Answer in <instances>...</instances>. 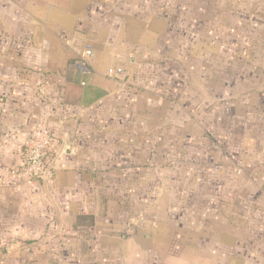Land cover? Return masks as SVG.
Here are the masks:
<instances>
[{"label": "rangeland", "instance_id": "rangeland-1", "mask_svg": "<svg viewBox=\"0 0 264 264\" xmlns=\"http://www.w3.org/2000/svg\"><path fill=\"white\" fill-rule=\"evenodd\" d=\"M100 10L110 34H122L142 49L156 40L160 47L162 39L168 45L156 71L133 67L129 84L142 91L131 99L130 110L102 113L109 122L128 115L132 126L96 124L87 130L96 138L89 145L95 153L90 158L101 171L96 182L102 197L113 202L108 214L118 216L121 207L128 211L125 216H136L131 220L135 228L122 226L113 237L105 234L112 249L89 261L264 264V60L259 58L264 52V0H103ZM153 16L168 19L169 36L156 38L162 25L156 19L149 29L141 28ZM2 19L0 26L9 29L0 27V57H11L20 39ZM17 66L1 62L0 70ZM122 70L111 77H124ZM176 71L184 72L183 78ZM161 96L178 101L164 103ZM248 119L256 121L253 131ZM141 120L143 127L138 126ZM123 131L137 134V140L135 135L114 140ZM140 134L149 142L140 143ZM169 142L172 149L162 147ZM163 153L175 159L174 169L172 163L160 168ZM245 154L251 160L240 161ZM140 218L146 220L143 228H137ZM59 238L0 239V264H28L29 255L22 251L30 243L36 246L32 264H81L87 256Z\"/></svg>", "mask_w": 264, "mask_h": 264}, {"label": "crops", "instance_id": "crops-1", "mask_svg": "<svg viewBox=\"0 0 264 264\" xmlns=\"http://www.w3.org/2000/svg\"><path fill=\"white\" fill-rule=\"evenodd\" d=\"M101 5L103 0H0V19L20 39L16 54L0 57V63L18 65L14 71L0 70V239L60 237L78 255L87 256L81 264H94L89 256L112 249L104 242L105 234L113 237L122 226L135 228L131 220L136 219L125 216L128 211L121 207L118 216L108 214L113 202L102 197V187L96 182L101 171L90 158L95 153L89 148L96 138L87 130L96 124L103 128L132 126V118L126 120L128 115L113 116L111 122L103 115L113 109L130 110L131 99L142 91L129 84L133 67L152 66L161 55L157 41L142 49L122 34H110L106 23H101ZM154 19L162 24L155 36L162 37L165 27L161 19L152 18L141 28L149 29ZM1 25L4 31L9 29L5 23ZM87 46L94 51L90 74L77 66ZM114 68H123L125 76L111 77L109 70ZM163 98L159 100L165 103ZM143 122L138 126L143 127ZM39 123L55 134L59 155L55 178L46 184L12 175L23 161L25 138ZM124 132L111 138L123 141L135 135L137 140V134ZM140 135V143L149 142ZM68 146L76 147L77 154L68 153ZM138 222L137 228H143L146 220ZM122 238L129 242L126 234ZM135 247L138 249L137 243ZM22 252L29 255L28 264L37 259L35 243Z\"/></svg>", "mask_w": 264, "mask_h": 264}, {"label": "built area", "instance_id": "built-area-1", "mask_svg": "<svg viewBox=\"0 0 264 264\" xmlns=\"http://www.w3.org/2000/svg\"><path fill=\"white\" fill-rule=\"evenodd\" d=\"M94 57V51L87 46L79 55L77 66L85 73L90 74V63ZM121 70H109L110 76L121 74ZM82 85H85L82 83ZM56 136L49 128L37 124L23 142V161L14 172L16 176L25 182L49 183L55 178L59 167L58 153L55 150Z\"/></svg>", "mask_w": 264, "mask_h": 264}, {"label": "trees", "instance_id": "trees-1", "mask_svg": "<svg viewBox=\"0 0 264 264\" xmlns=\"http://www.w3.org/2000/svg\"><path fill=\"white\" fill-rule=\"evenodd\" d=\"M242 1H244V0H236V2H238V3H240V2H242ZM154 17V16H153ZM154 18H158V17H154ZM161 21H163V23H164V27H165V31H164V33H163V35H162V38H165V37H167V36H169V32H170V23H169V21H168V19H163V18H161ZM163 40V42H162V44H161V46H160V52H161V55H159V57L157 58V59H155L154 61H153V65L152 66H148V67H146L145 69H149L148 71L149 72H151V71H153V70H151L152 69V67H154V70H155V68L157 67L158 68V66H160L159 64H160V62H159V60L160 59H162V61L164 60L165 61V57H164V54H166V45H168V44H164V39H162ZM166 41H167V43H169V40H168V38L167 39H165ZM157 41V40H156ZM157 43H158V41H157ZM167 51H169V49H167ZM263 55H264V52L263 53H261L260 55H259V58L262 60H264V57H263ZM173 59H175V57H172ZM172 59V60H173ZM256 59H258V56L256 57ZM174 61V60H173ZM165 63V62H164ZM163 63V64H164ZM176 63H178V62H176ZM151 67V68H150ZM256 67V66H255ZM254 69V68H253ZM156 71V70H155ZM176 73L177 74H179V77L181 78H183V76H182V74L184 73V72H180V71H176ZM205 78H207V77H205ZM206 80V79H205ZM207 81V80H206ZM230 86H227V87H225V88H229ZM184 87L182 86V85H180V89H183ZM205 88H206V86H205ZM224 92H222L223 94H225V90H223ZM232 93H230V95H231ZM164 100H165V103H169V102H171L173 105H174V102H176L177 103V99H172V100H170V99H167L166 97H164L163 98ZM172 108H173V106H171ZM248 122L250 123V128L252 129V131H253V129H254V127L256 126L255 125V122L256 121H250L249 119H248ZM241 123H243L244 124V122L243 121H241ZM259 123V122H258ZM203 139H204V144L206 143V144H208L207 143V140L205 141V139H210V137H209V135H208V133L207 132H205V131H203ZM202 140V139H201ZM211 141V140H210ZM167 143V142H166ZM166 143H164L163 144V148H165V145H166V148H169L168 146H170L171 145V149L174 147V146H172V143H170V144H166ZM171 149H170V151L169 152H171ZM159 151H160V147H159ZM163 152H165V151H163ZM248 158H250V156L248 157V155L247 154H245V155H242V159H240V161H245V162H247V159ZM173 160H175V159H173ZM173 160H171V158H170V156H169V154H167V156L165 155V153H163V157L161 158V169H164L165 170V168H168V166H169V163H172V168L174 169L175 168V162H173ZM250 160H251V158H250ZM171 161V162H170ZM249 162V161H248ZM233 166H237V164L235 163V162H233ZM172 169V170H173ZM240 173H242L243 171L242 170H240L239 171ZM244 175H246V174H244ZM250 177L247 175V179H249ZM250 180V179H249Z\"/></svg>", "mask_w": 264, "mask_h": 264}, {"label": "water", "instance_id": "water-1", "mask_svg": "<svg viewBox=\"0 0 264 264\" xmlns=\"http://www.w3.org/2000/svg\"><path fill=\"white\" fill-rule=\"evenodd\" d=\"M67 152L68 153H73V154H77V152H78V149L75 147V148H73V147H71V146H68L67 147Z\"/></svg>", "mask_w": 264, "mask_h": 264}]
</instances>
